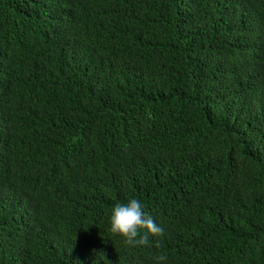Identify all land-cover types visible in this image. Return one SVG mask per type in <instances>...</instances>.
<instances>
[{
  "label": "trees",
  "instance_id": "16d2710c",
  "mask_svg": "<svg viewBox=\"0 0 264 264\" xmlns=\"http://www.w3.org/2000/svg\"><path fill=\"white\" fill-rule=\"evenodd\" d=\"M161 255L264 264V0H0V264Z\"/></svg>",
  "mask_w": 264,
  "mask_h": 264
},
{
  "label": "clouds",
  "instance_id": "9594fccd",
  "mask_svg": "<svg viewBox=\"0 0 264 264\" xmlns=\"http://www.w3.org/2000/svg\"><path fill=\"white\" fill-rule=\"evenodd\" d=\"M109 230L126 244L133 246L159 245L165 236V227L158 223L137 198L117 202L109 213ZM166 261L163 255L157 258Z\"/></svg>",
  "mask_w": 264,
  "mask_h": 264
}]
</instances>
